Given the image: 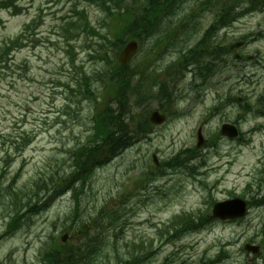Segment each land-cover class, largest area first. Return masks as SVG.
<instances>
[{
  "label": "rangeland",
  "instance_id": "rangeland-1",
  "mask_svg": "<svg viewBox=\"0 0 264 264\" xmlns=\"http://www.w3.org/2000/svg\"><path fill=\"white\" fill-rule=\"evenodd\" d=\"M17 4L23 7L20 16L0 15V44L15 36L24 23L35 17L41 18V26L37 42L27 43L6 68L0 69V168L4 167L6 155L12 157L5 169L3 186L12 183L13 189L24 193L15 202L8 193L4 194V199L0 197V234L7 231V236L10 230L6 226L14 206L32 203L35 185L40 179L55 177L66 170L70 153L82 145L90 132L93 108L89 103L85 102L80 110L76 105L69 114H63L65 93L68 94L63 86L72 85L77 73L69 64L61 40L63 18L71 15L73 5H78L85 8L91 24L97 29L101 28L102 21L108 22L95 6L76 4L73 0H17ZM227 5L236 10L230 26L218 34L219 42L229 46L249 38L252 42L246 39L249 42L238 54L252 57V63L236 62L231 57L223 59L228 67L205 82L209 87L204 92L193 89L200 84L194 83L192 77H181L175 83L184 93L173 110L177 118L154 130L150 141L134 145L110 165L98 170L84 192L77 191L74 197L70 193L62 195L45 212L27 219L13 233L11 231L12 236L1 239L0 264H44L40 250L47 241L49 243L48 238L59 239L68 234L67 242L74 244L78 238L77 225L82 224L88 228L94 225L91 236L104 229L107 244L104 261L108 258L112 264L134 259L137 264H248L247 259L252 263L254 256L246 254L243 246H258L264 239V205L261 204L253 206L241 221L214 222L204 231H184L167 244L160 243L156 236V231L164 232L163 225L177 215L204 213L211 198L219 202L232 199L230 196L234 194L249 200L258 190L256 186L250 190L245 187L259 180L258 173L264 169V119L257 114L261 107L257 101L264 95V10L261 9L264 4H256L249 15L243 14L250 9L248 0H228ZM217 6L219 4L213 0L184 2L183 15L196 14L195 20L190 19L188 24L196 29L188 37L187 48L197 45L200 34L214 24L220 8ZM199 13L203 14L201 18ZM62 27L67 28L66 25ZM183 32L187 34L185 28ZM214 37L215 33L209 39ZM73 45L77 67H84L89 74L105 69L103 63L88 58L85 37ZM174 58H165L159 64H168ZM138 61L137 56L128 66L129 70L135 68ZM152 62V58L144 60L141 69ZM254 62L258 64L254 66ZM156 67L153 62L144 74L155 72ZM220 96L226 100L244 97L251 106L245 107L243 100L242 106L229 104L205 122L203 117ZM199 123L206 140L215 138L224 123H236L243 134L242 142L219 138L211 144V149L200 152L205 158V168L198 170L201 175L196 179L214 186V190H204L197 181L180 174L152 179L155 172L151 154L165 160L183 148L195 147ZM252 129L255 132L249 136ZM28 138L30 144L18 153L16 147ZM74 218L78 219L76 225L72 223ZM110 222L114 227L112 233L107 226ZM69 227L73 228L72 232L62 231ZM160 238L163 237L160 235ZM151 242L153 254L147 251ZM260 251L255 264H264V251L262 248Z\"/></svg>",
  "mask_w": 264,
  "mask_h": 264
},
{
  "label": "trees",
  "instance_id": "trees-1",
  "mask_svg": "<svg viewBox=\"0 0 264 264\" xmlns=\"http://www.w3.org/2000/svg\"><path fill=\"white\" fill-rule=\"evenodd\" d=\"M80 1L99 6L111 17H120V20H117L118 25L114 29V32L117 31V43L112 44L110 41L106 40V38L99 36L100 40H104L110 45L108 46L110 49H120V43H122L120 40L123 39L124 36H129V39L138 38L140 32L135 34V26L138 21L141 23L142 34L152 36L153 34H156L155 32L163 30L166 39L170 40L169 37L175 36V31L172 30L167 35V27L163 26L162 28L160 22L165 16L170 15V18H172L177 16L180 11L183 10L182 8L178 9L180 7H175L176 3L180 0H131L132 4L129 5V7L125 5V0ZM227 1L228 0H221V19L216 22L217 24H222V26L228 22V19L226 18L231 12V9H228V7L232 8V6L227 5ZM248 1L252 5L256 4L254 0ZM135 4L139 7L137 10L139 16L136 15V9L132 6ZM2 5L3 7H1ZM10 6L11 5L0 3V8L7 9ZM113 10L114 12H112ZM123 10L124 14L120 15V11ZM234 10L235 8L233 7L231 17L234 15ZM84 27L87 28V23H85ZM82 32L86 33L87 30L84 28ZM89 34L92 35V32H89ZM77 36H79V33ZM17 48L19 47H17L16 43H9L1 48L0 63L9 57L13 50ZM97 56H101L102 61L106 62L111 68L109 72L110 81L108 82L116 87L115 95H117V110L108 107L101 118L98 117L94 119V137L88 142L89 146L79 147L73 154L71 168L68 174L63 175L64 177H60L57 184L54 177L48 180L51 188H54L55 191H58V189L63 187L67 188V190H73L77 185L83 186L93 176L96 169L109 163L120 153V151L130 146L133 142V133L135 132L130 130L129 124L123 123L121 119L122 113L120 112H123V110L125 111L123 100L126 96V92L129 91V85L134 76V70H128L127 67L121 68L116 64H111L108 61L107 54H102L101 51ZM258 102L264 103V98L259 99ZM130 120H132V117ZM40 184L46 186L45 181ZM58 195L59 193H55L51 199L44 198L45 201L41 204L40 208L32 209L30 204L26 205V212H32L33 210H40L43 212L47 210L48 206L52 204ZM32 213L36 214L38 211ZM194 220V218H190L189 220L185 219V221L181 223V228L174 233L173 237L192 228L191 221ZM203 221H208V218L204 216ZM102 237V234L99 233L97 239H86L87 244L84 240V242L81 243V247L80 244H77L74 248H58L52 244V246L45 249L43 260L46 264H110L103 261L101 258L104 254L105 247L102 242Z\"/></svg>",
  "mask_w": 264,
  "mask_h": 264
},
{
  "label": "water",
  "instance_id": "water-1",
  "mask_svg": "<svg viewBox=\"0 0 264 264\" xmlns=\"http://www.w3.org/2000/svg\"><path fill=\"white\" fill-rule=\"evenodd\" d=\"M236 47H239V45H237ZM135 49L136 47L134 44H130L125 48V50L121 53L119 57V61L121 62L122 65H124L134 55ZM151 120L153 123H157V124L162 122V118L159 119V117L156 115H154ZM221 133L222 135H225L229 138H234L237 135L236 130L230 126H224L222 128ZM244 214H245V204L242 203L241 201H234V202L232 201V202L219 204L214 209V216L222 220L240 218L244 216ZM245 249L252 253L257 252V248L246 246Z\"/></svg>",
  "mask_w": 264,
  "mask_h": 264
}]
</instances>
